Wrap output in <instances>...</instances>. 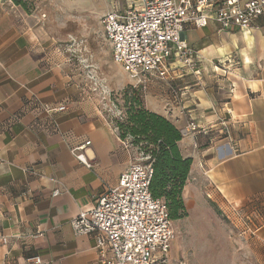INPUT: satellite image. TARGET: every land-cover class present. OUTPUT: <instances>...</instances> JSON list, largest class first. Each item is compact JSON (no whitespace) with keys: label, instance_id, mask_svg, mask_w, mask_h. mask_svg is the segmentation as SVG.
Here are the masks:
<instances>
[{"label":"crops","instance_id":"0c3cea01","mask_svg":"<svg viewBox=\"0 0 264 264\" xmlns=\"http://www.w3.org/2000/svg\"><path fill=\"white\" fill-rule=\"evenodd\" d=\"M137 5L35 0L27 10L0 0V264H27L36 256L44 264H99L95 239L75 236L72 219L117 185L137 153L123 146L102 107L83 97L58 44L98 27L108 42L101 18ZM184 38L201 73L176 70L177 100L164 81L132 79L120 67L131 84L145 87L147 109L183 136L180 152L192 159L183 190L189 214L204 210L206 196L218 203L244 236L252 262L264 264V15L246 32L186 24ZM46 105L66 110L48 114Z\"/></svg>","mask_w":264,"mask_h":264},{"label":"built area","instance_id":"2783aa9c","mask_svg":"<svg viewBox=\"0 0 264 264\" xmlns=\"http://www.w3.org/2000/svg\"><path fill=\"white\" fill-rule=\"evenodd\" d=\"M263 15L264 0H139L137 6L107 13L101 25L114 61L132 79L152 77L171 82L180 68L201 73L197 52L184 38L186 24L204 28L213 22L222 30L246 32ZM174 98L178 99L177 91ZM65 110V106H44L48 114ZM188 128L194 133L198 126L191 122ZM122 144L132 147L128 139ZM75 157L91 168L84 154ZM149 160L145 157L132 163L116 186L96 198L91 210L72 219L75 236L95 239L99 264H187L171 259L173 222L165 202L151 194L154 171ZM59 194L58 190L53 193L55 197ZM2 242L6 244L7 239ZM27 264L44 263L36 256L28 258Z\"/></svg>","mask_w":264,"mask_h":264},{"label":"rangeland","instance_id":"374dc122","mask_svg":"<svg viewBox=\"0 0 264 264\" xmlns=\"http://www.w3.org/2000/svg\"><path fill=\"white\" fill-rule=\"evenodd\" d=\"M34 1L27 0L29 9ZM69 30L78 34V28ZM58 46L63 51L62 60L70 79L79 86L83 97L96 101L115 125L125 118L122 94L128 86L140 91L146 107L145 87L131 84L128 74L114 61L101 27L87 36L80 34L76 40L59 42ZM164 83L167 93L174 98L176 88L171 82ZM127 139L132 145L131 138ZM133 149L137 160L145 158L137 147ZM206 199L208 202L200 206L203 211L198 214L188 211L185 219L173 222L174 259L187 264H254L244 247V236L231 224L232 218L223 214L218 203L207 196Z\"/></svg>","mask_w":264,"mask_h":264},{"label":"trees","instance_id":"16d2710c","mask_svg":"<svg viewBox=\"0 0 264 264\" xmlns=\"http://www.w3.org/2000/svg\"><path fill=\"white\" fill-rule=\"evenodd\" d=\"M27 8V0H13ZM125 118L117 120L116 127L121 140L131 138L144 157H149L153 167L150 191L154 198L162 199L172 222L183 220L188 210L183 197L192 159L184 158L179 143L183 136L180 130L165 117L145 107L139 90L128 86L123 94Z\"/></svg>","mask_w":264,"mask_h":264}]
</instances>
